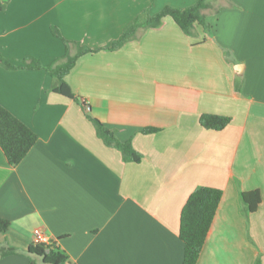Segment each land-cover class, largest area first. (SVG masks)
<instances>
[{"label":"crops","instance_id":"obj_1","mask_svg":"<svg viewBox=\"0 0 264 264\" xmlns=\"http://www.w3.org/2000/svg\"><path fill=\"white\" fill-rule=\"evenodd\" d=\"M195 1L9 0L0 55L51 65L66 53L51 27L97 51L80 56L65 82L141 160L106 147L43 70L0 66V105L37 135L16 167L0 149V218L9 222L0 248L15 251L0 264H42L27 254L35 228L66 255L62 264H182L180 213L197 187L222 192L197 264H264V0H215L203 13L207 30L187 35L167 18L108 49L144 11ZM202 115L231 122L205 130ZM253 190L261 202L246 219L239 193Z\"/></svg>","mask_w":264,"mask_h":264},{"label":"trees","instance_id":"obj_2","mask_svg":"<svg viewBox=\"0 0 264 264\" xmlns=\"http://www.w3.org/2000/svg\"><path fill=\"white\" fill-rule=\"evenodd\" d=\"M214 1L196 0L192 5L183 9L165 6L152 16H148L147 11H144L125 27L119 38L113 41L108 49L120 48L126 42L133 40L139 29L158 28L167 18L187 35L191 34L197 25L203 30H207L208 25L203 13L211 8ZM8 2L9 0L0 1V13L6 8ZM50 32L66 48V53L61 59H57L51 65L44 67L36 59L29 58L22 60L21 65L17 66L0 55V66L8 71L43 70L52 79L51 92L62 95L79 105L85 117L92 123L96 136L106 147L117 150L124 162L139 163L141 156L134 151L131 142H119L114 131L90 116L87 105L71 92L65 82V76L80 56L97 51L64 39L55 27H51ZM71 45L77 47L74 56L68 54V48ZM230 122V118L216 115H202L199 118V125L205 130L212 131H222ZM157 131V129L146 128L142 133L153 134ZM36 141L37 135L0 105V149L7 164L10 167H16ZM221 197L222 192L220 190L207 187H197L188 197L179 219L178 237L183 244L182 264H197ZM239 202L241 213L247 219L251 213L257 210L261 202L260 193L258 190L240 192ZM8 228L9 222L0 218V233L6 232ZM12 254H15L13 249L0 248V258ZM27 254L34 258H40L42 264H62L67 261L66 255L58 250L56 242L53 241L47 246H30ZM29 264L37 263L31 259ZM254 264H260L259 258Z\"/></svg>","mask_w":264,"mask_h":264},{"label":"built area","instance_id":"obj_3","mask_svg":"<svg viewBox=\"0 0 264 264\" xmlns=\"http://www.w3.org/2000/svg\"><path fill=\"white\" fill-rule=\"evenodd\" d=\"M32 246H47L52 241L41 228H35L32 231Z\"/></svg>","mask_w":264,"mask_h":264},{"label":"rangeland","instance_id":"obj_4","mask_svg":"<svg viewBox=\"0 0 264 264\" xmlns=\"http://www.w3.org/2000/svg\"><path fill=\"white\" fill-rule=\"evenodd\" d=\"M215 6H216V4L215 5L212 4V7H211V10L210 11L213 12L215 10Z\"/></svg>","mask_w":264,"mask_h":264}]
</instances>
